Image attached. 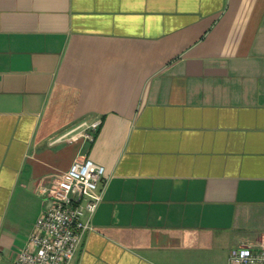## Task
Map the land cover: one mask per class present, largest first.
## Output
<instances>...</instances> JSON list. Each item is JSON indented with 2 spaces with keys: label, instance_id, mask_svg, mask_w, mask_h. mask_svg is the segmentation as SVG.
Segmentation results:
<instances>
[{
  "label": "crops",
  "instance_id": "0c3cea01",
  "mask_svg": "<svg viewBox=\"0 0 264 264\" xmlns=\"http://www.w3.org/2000/svg\"><path fill=\"white\" fill-rule=\"evenodd\" d=\"M101 122L92 145L60 138ZM87 156L70 264H229L264 236V0H0V264Z\"/></svg>",
  "mask_w": 264,
  "mask_h": 264
},
{
  "label": "built area",
  "instance_id": "2783aa9c",
  "mask_svg": "<svg viewBox=\"0 0 264 264\" xmlns=\"http://www.w3.org/2000/svg\"><path fill=\"white\" fill-rule=\"evenodd\" d=\"M101 122H84L60 138L94 141ZM106 169L87 156L75 159L59 178L43 184L38 194L45 209L14 264H70L85 235L94 231L93 219L104 199ZM229 264H264V236L258 243L231 250Z\"/></svg>",
  "mask_w": 264,
  "mask_h": 264
},
{
  "label": "trees",
  "instance_id": "16d2710c",
  "mask_svg": "<svg viewBox=\"0 0 264 264\" xmlns=\"http://www.w3.org/2000/svg\"><path fill=\"white\" fill-rule=\"evenodd\" d=\"M99 131H100V128L94 133V138H96L97 137V135H98V133H99ZM92 143L93 142H91V143H89L90 144V146L92 145Z\"/></svg>",
  "mask_w": 264,
  "mask_h": 264
}]
</instances>
